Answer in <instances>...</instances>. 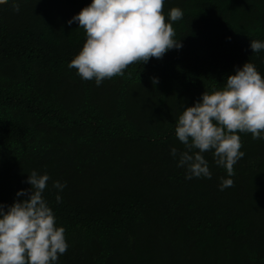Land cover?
I'll return each mask as SVG.
<instances>
[{"label":"trees","instance_id":"obj_1","mask_svg":"<svg viewBox=\"0 0 264 264\" xmlns=\"http://www.w3.org/2000/svg\"><path fill=\"white\" fill-rule=\"evenodd\" d=\"M91 0L0 4V204L27 174L50 176L44 195L67 251L58 264H264V140L241 133L233 185L204 153L211 178L185 179L170 155L184 107L223 87L245 62L264 75V0H164L182 47L133 62L97 86L70 60L85 34L67 21ZM153 77L157 78L153 82ZM53 180L66 182L57 204Z\"/></svg>","mask_w":264,"mask_h":264},{"label":"clouds","instance_id":"obj_2","mask_svg":"<svg viewBox=\"0 0 264 264\" xmlns=\"http://www.w3.org/2000/svg\"><path fill=\"white\" fill-rule=\"evenodd\" d=\"M20 10L19 0H0ZM164 0H91L67 23L76 22L85 40L68 67L83 80L99 86L105 79L123 76L133 62L147 63L162 58L170 49L182 44L175 38L173 22L183 10L172 7L167 20L162 11ZM252 52L264 50V41L250 40ZM157 78L153 77V82ZM241 133L264 140V75L247 61L226 77L223 87L201 93L193 105L179 114L174 134L184 146L170 148L177 166L185 169V179L211 178L204 153L211 152L214 163L223 167L225 177L218 188L233 185L234 165L244 156ZM50 176L31 170L28 189H20L10 205L0 204V264H58L69 245L65 228L57 224L56 215L44 195ZM56 203L62 201L66 182L53 180Z\"/></svg>","mask_w":264,"mask_h":264}]
</instances>
